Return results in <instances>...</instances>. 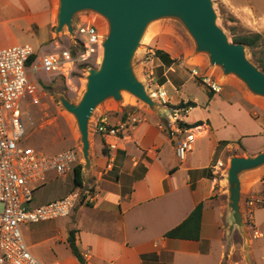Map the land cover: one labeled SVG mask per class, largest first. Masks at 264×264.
Returning a JSON list of instances; mask_svg holds the SVG:
<instances>
[{"label":"crops","instance_id":"obj_1","mask_svg":"<svg viewBox=\"0 0 264 264\" xmlns=\"http://www.w3.org/2000/svg\"><path fill=\"white\" fill-rule=\"evenodd\" d=\"M0 2L22 13L28 33L33 32L36 25L41 36H45L53 20L51 0ZM15 43L13 38L0 48ZM215 80L221 84L220 93L210 98L208 88L204 105L196 99H180L197 106L176 110V117L167 115L170 121H162L150 113L132 126L119 115L99 114L106 116L111 126L127 123L126 127L119 136L96 138L90 156L92 169L87 174L82 172L81 186L94 195V200L77 203L71 215L65 218L64 227L42 240L59 243L69 252L66 260H49L50 263L45 264H85L84 257V262L80 263L68 247L71 231L81 255L88 253L89 264H264V169L245 175L241 182L247 252L237 228L230 243L227 240L228 194L223 172L224 156L233 149H241L240 154L244 156L264 151V105L253 101L234 84ZM185 82L177 88L167 80L176 91L182 89ZM164 100L173 105L181 102H172L167 92ZM175 121L201 124L184 129ZM188 134L193 135V142L181 161L176 147ZM104 145L107 154L103 151ZM67 174L50 172L36 188L55 178L66 179ZM71 185L51 201L75 189L74 175ZM199 203H205L199 239L165 237L182 224Z\"/></svg>","mask_w":264,"mask_h":264},{"label":"rangeland","instance_id":"obj_2","mask_svg":"<svg viewBox=\"0 0 264 264\" xmlns=\"http://www.w3.org/2000/svg\"><path fill=\"white\" fill-rule=\"evenodd\" d=\"M51 1L53 3V20L45 36H41L36 25L33 26L32 34L28 33L27 22L23 19L22 13L11 5L0 2V45L14 38L16 43L13 45L30 44L38 55L70 50L72 57L76 58L82 51L81 43L75 32L78 25L95 23L100 32L106 33V24L101 17L92 13H84L76 18L73 37L66 29L56 35L54 28L56 26L58 0ZM212 1L217 13L218 25L225 31L231 41L234 42L236 37L244 35H260L257 46L253 49L247 47L246 51L248 59L261 68V64L264 62V0ZM156 50L168 53L171 58L176 60V63L170 67L162 66L161 61L155 56ZM99 63L100 61H92L91 64H85L76 60L75 64L72 65L70 74L66 76L59 73H34L33 82L38 91L39 101L37 104H33L29 98H26L21 103L20 108L25 133L20 145L36 147L49 154L72 150L77 154L76 165H84L75 120L71 114L62 108L57 96L64 95L72 103H77L85 89L87 69L98 68ZM193 68H196L199 72L202 70L203 73L212 74L214 78L223 84H234L246 95L248 94L253 101H258L264 105V98L251 95L245 85L236 77L223 76L219 68H212L208 65L206 56L195 55L192 39L177 21L168 19L153 23L149 27L134 59L135 72L140 81L145 84L148 92L152 94L164 87L172 102L190 98L196 99L204 105L209 90L200 78L192 75ZM168 79L175 83L177 88L181 83L186 82L182 89L176 91L173 86L167 83ZM165 84L166 86H164ZM154 99L161 103L160 100ZM161 104L168 111L162 116H158L130 95L123 96L121 103L113 100L106 102L97 109L94 118L91 120V150L95 145L96 138L99 137L97 133H94V120L101 112H107L110 116L119 115L123 121H129L133 117L142 120L150 113L159 117L162 121L167 119V121H170L167 115L176 117L175 112L177 109H175V106L177 105L171 104V101ZM241 152V149H233L224 156V174L229 166V159L232 156H244L240 154ZM72 179L73 171H69L66 179L55 178L45 186L36 188L33 206H39L48 200H54L56 196L72 187ZM65 221H67L65 218H57L51 221L23 224L21 226L29 250L38 260L43 263H50L49 260L61 262L69 257V252L65 250L63 245L52 241H42L53 235L58 229L63 228ZM235 238L239 240L238 236H235Z\"/></svg>","mask_w":264,"mask_h":264},{"label":"water","instance_id":"obj_3","mask_svg":"<svg viewBox=\"0 0 264 264\" xmlns=\"http://www.w3.org/2000/svg\"><path fill=\"white\" fill-rule=\"evenodd\" d=\"M92 13L106 24L102 56L98 68H88L84 92L77 103L64 95L57 99L75 120L83 172L91 165L90 126L97 109L106 102L121 103L123 94L146 105L158 116L168 109L148 92L134 69V59L149 27L161 20H175L194 43V54L206 56L208 65L219 68L225 77L234 76L247 91L264 98V71L247 57V46L231 41L218 25L212 0H58L55 34L65 29L74 36L77 16ZM264 169V151L256 155L232 156L225 172L227 183L226 236L230 243L237 228L248 251L246 223L241 212V182L249 174Z\"/></svg>","mask_w":264,"mask_h":264},{"label":"built area","instance_id":"obj_4","mask_svg":"<svg viewBox=\"0 0 264 264\" xmlns=\"http://www.w3.org/2000/svg\"><path fill=\"white\" fill-rule=\"evenodd\" d=\"M82 51L76 58L70 50L38 55L30 44L0 48V264H45L29 250L22 234L23 224L39 223L66 218L80 201H93L94 195L81 187L65 197L40 206H33L35 188L46 180L50 172L65 175L77 164V154L65 150L47 154L32 146L20 145L25 133L21 103L29 98L38 103V91L33 82L37 72L69 75L75 61L91 64L102 56L105 33L95 23H83L76 27ZM192 75L214 93L222 90L212 74L192 69ZM154 98L166 103L164 90L152 93ZM151 94V95H152ZM94 133L102 137L119 136L127 123L111 126L106 116L95 118ZM128 124L135 126L137 117ZM193 135L188 134L176 147L177 157L183 161L191 148ZM85 264L88 253L82 255ZM109 264H116L114 262Z\"/></svg>","mask_w":264,"mask_h":264},{"label":"trees","instance_id":"obj_5","mask_svg":"<svg viewBox=\"0 0 264 264\" xmlns=\"http://www.w3.org/2000/svg\"><path fill=\"white\" fill-rule=\"evenodd\" d=\"M260 38V35H244L240 37H236L234 39L235 43H243L248 48H255L257 46V42ZM156 58H158L165 66L170 67L174 63H176V60L171 58L170 55L162 50H156L155 52ZM261 69L264 71V62L261 64ZM202 82V81H201ZM214 92H209V97L211 98L213 96ZM196 103L192 101H188L187 103L181 102L179 105L175 106V109L178 111L185 110L188 108L196 107ZM201 122L196 123L194 125H188L182 122H178L177 125L180 126V128H194L198 125H200ZM35 149H38L34 147ZM41 150V149H38ZM103 151L105 154H107L106 146H103ZM45 152V151H44ZM47 153V152H46ZM49 154V153H47ZM82 169L83 166L81 164H78L74 167L73 175H74V187H81L83 185V176H82ZM205 207V203H199L195 209L191 212V214L188 216V218L179 226L175 227L174 229L170 230L165 234V237L168 238H174V239H188V240H198L200 237V230H201V218L203 214V209ZM68 247L71 250V253L79 260L80 263H83V257L78 250L76 246V241L74 237V232L71 231L69 233V236L67 238Z\"/></svg>","mask_w":264,"mask_h":264},{"label":"bare ground","instance_id":"obj_6","mask_svg":"<svg viewBox=\"0 0 264 264\" xmlns=\"http://www.w3.org/2000/svg\"><path fill=\"white\" fill-rule=\"evenodd\" d=\"M125 95H127V94H123V96H125ZM151 96H152V97H155V95H153V94H152Z\"/></svg>","mask_w":264,"mask_h":264}]
</instances>
